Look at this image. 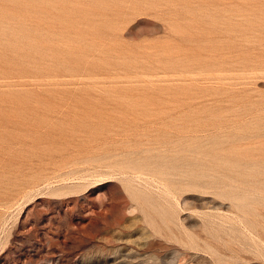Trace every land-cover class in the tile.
Listing matches in <instances>:
<instances>
[{
	"label": "rangeland",
	"instance_id": "rangeland-1",
	"mask_svg": "<svg viewBox=\"0 0 264 264\" xmlns=\"http://www.w3.org/2000/svg\"><path fill=\"white\" fill-rule=\"evenodd\" d=\"M0 264H264V0H0Z\"/></svg>",
	"mask_w": 264,
	"mask_h": 264
}]
</instances>
